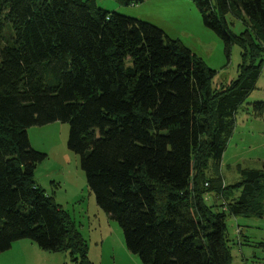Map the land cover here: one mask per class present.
I'll return each mask as SVG.
<instances>
[{"label": "trees", "instance_id": "obj_1", "mask_svg": "<svg viewBox=\"0 0 264 264\" xmlns=\"http://www.w3.org/2000/svg\"><path fill=\"white\" fill-rule=\"evenodd\" d=\"M192 1L228 56L234 44L243 49L238 77L221 90L212 89L217 72L180 40L97 0H0V253L29 239L93 264L77 225L35 177L48 154L28 131L61 121L99 207L144 264H232L228 217L264 216V168H240L234 185L220 172L262 72L264 0ZM230 15L243 21L240 34ZM253 113L263 117L264 102Z\"/></svg>", "mask_w": 264, "mask_h": 264}, {"label": "rangeland", "instance_id": "obj_2", "mask_svg": "<svg viewBox=\"0 0 264 264\" xmlns=\"http://www.w3.org/2000/svg\"><path fill=\"white\" fill-rule=\"evenodd\" d=\"M97 1L109 11L149 22L170 38L184 43L207 67L217 72L211 81L213 90L227 87L238 77L239 67L244 62L242 47L234 44L228 56L225 42L205 25L192 0H145L135 5L117 0ZM228 20L235 34L245 30L242 20L231 15ZM255 102H264V62L256 89L239 108L227 142L220 167L226 185L243 180L240 168H264V116L254 115ZM69 132V123L61 121L28 131L32 147L48 154L35 171L36 179L77 225L87 244L91 263L144 264L138 255L127 249L119 223L99 207L88 186L81 156L68 147ZM215 201L209 194L207 203L212 205ZM227 227L232 264H264V216H229ZM72 259L70 251H45L29 239L18 240L0 253V264H75Z\"/></svg>", "mask_w": 264, "mask_h": 264}, {"label": "crops", "instance_id": "obj_3", "mask_svg": "<svg viewBox=\"0 0 264 264\" xmlns=\"http://www.w3.org/2000/svg\"><path fill=\"white\" fill-rule=\"evenodd\" d=\"M111 8H114L113 10H117V9H115V7H111ZM31 247H32V249L36 250V248L34 246H31Z\"/></svg>", "mask_w": 264, "mask_h": 264}, {"label": "built area", "instance_id": "obj_4", "mask_svg": "<svg viewBox=\"0 0 264 264\" xmlns=\"http://www.w3.org/2000/svg\"><path fill=\"white\" fill-rule=\"evenodd\" d=\"M208 198V197H207Z\"/></svg>", "mask_w": 264, "mask_h": 264}]
</instances>
